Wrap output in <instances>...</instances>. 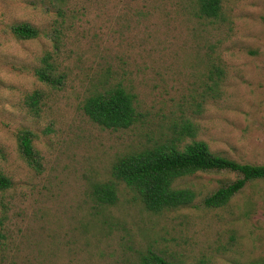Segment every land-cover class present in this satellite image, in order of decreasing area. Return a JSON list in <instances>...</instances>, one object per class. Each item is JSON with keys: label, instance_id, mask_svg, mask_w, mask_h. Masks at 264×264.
<instances>
[{"label": "rangeland", "instance_id": "rangeland-1", "mask_svg": "<svg viewBox=\"0 0 264 264\" xmlns=\"http://www.w3.org/2000/svg\"><path fill=\"white\" fill-rule=\"evenodd\" d=\"M222 8L206 21L189 0H0V172L11 182L0 191V264H137L146 250L184 264H264V180L215 210L203 198L235 174L193 175L185 184L194 203L161 214L121 183L113 206L91 196L118 156L176 133L193 140L188 123L212 153L264 165V0ZM21 24L39 36L17 39ZM46 54L62 75L54 87L35 76ZM212 66L224 72L215 97L202 94ZM117 84L135 96L140 117L112 131L81 107ZM23 130L33 135L34 166L17 147Z\"/></svg>", "mask_w": 264, "mask_h": 264}, {"label": "trees", "instance_id": "trees-1", "mask_svg": "<svg viewBox=\"0 0 264 264\" xmlns=\"http://www.w3.org/2000/svg\"><path fill=\"white\" fill-rule=\"evenodd\" d=\"M63 2L64 0H55ZM193 16L198 20L212 21L222 18V0H189ZM59 12V11H58ZM59 14V13H58ZM17 39L29 40L39 36L38 30L28 24L13 28ZM54 49L59 48V38H54ZM52 55L41 58V66L35 71L37 80L54 87L60 83L62 75L52 60ZM207 73L209 84H205L202 94L215 97L222 83L223 70L212 66ZM215 95V96H213ZM31 108L38 104V94L28 97ZM84 115L90 122L100 128L119 131L126 130L139 121L136 98L121 84L107 87L102 92H95L85 98L82 107ZM192 138L185 142L182 133L168 138L165 142H154L137 151L118 156L111 166L110 180L92 186L93 200L102 206H113L117 201V183L123 184L142 205L145 211L152 214L175 211L190 207L198 194L186 185L185 181L197 173L228 172L237 178L221 185L203 198L208 209H222L238 194L248 182L264 180V165L238 163L234 160L212 153L203 141H196L195 130L188 123L182 127ZM32 133L26 130L16 136L17 147L27 164L37 163L33 146ZM10 180L0 172V191L10 188ZM2 222H0V227ZM0 229V250L5 246L4 234ZM137 264H184L168 260L163 254L146 250L138 257ZM255 264V263H235Z\"/></svg>", "mask_w": 264, "mask_h": 264}]
</instances>
